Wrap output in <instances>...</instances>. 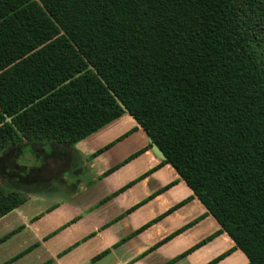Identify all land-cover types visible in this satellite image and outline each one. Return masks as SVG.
Wrapping results in <instances>:
<instances>
[{"label":"trees","instance_id":"1","mask_svg":"<svg viewBox=\"0 0 264 264\" xmlns=\"http://www.w3.org/2000/svg\"><path fill=\"white\" fill-rule=\"evenodd\" d=\"M125 111L264 264V0H0V161ZM0 178L1 216L25 199Z\"/></svg>","mask_w":264,"mask_h":264},{"label":"crops","instance_id":"2","mask_svg":"<svg viewBox=\"0 0 264 264\" xmlns=\"http://www.w3.org/2000/svg\"><path fill=\"white\" fill-rule=\"evenodd\" d=\"M147 144L125 111L74 145L27 142L21 163L1 160L7 184L25 200L0 216V264H206L222 253L214 264H246ZM29 151L36 157L26 158Z\"/></svg>","mask_w":264,"mask_h":264},{"label":"rangeland","instance_id":"3","mask_svg":"<svg viewBox=\"0 0 264 264\" xmlns=\"http://www.w3.org/2000/svg\"><path fill=\"white\" fill-rule=\"evenodd\" d=\"M126 125V127H128V124L126 123L125 124ZM18 153H20V149L18 148L17 150H16ZM35 158L36 157V155H35V152H32V151H29L28 152V156H26V158ZM25 160V158H24V156H18V158H17V162H19V163H21L22 162V160ZM28 162V161H27ZM7 167H9V165L7 164V166L5 167V165H4V163L3 164H1L0 165V171L1 172H5V169L7 168ZM8 172V171H7ZM9 174H10V172H9ZM1 180H2V178H0ZM8 184H9V182H8ZM8 184H6V185H8ZM9 186V185H8Z\"/></svg>","mask_w":264,"mask_h":264}]
</instances>
